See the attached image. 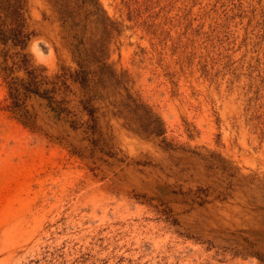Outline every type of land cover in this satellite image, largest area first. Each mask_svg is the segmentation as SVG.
<instances>
[{
	"label": "rangeland",
	"instance_id": "374dc122",
	"mask_svg": "<svg viewBox=\"0 0 264 264\" xmlns=\"http://www.w3.org/2000/svg\"><path fill=\"white\" fill-rule=\"evenodd\" d=\"M25 1L31 63L74 69ZM97 1L112 77L67 80L73 127L33 98L12 117L0 73V264H264V0Z\"/></svg>",
	"mask_w": 264,
	"mask_h": 264
},
{
	"label": "trees",
	"instance_id": "16d2710c",
	"mask_svg": "<svg viewBox=\"0 0 264 264\" xmlns=\"http://www.w3.org/2000/svg\"><path fill=\"white\" fill-rule=\"evenodd\" d=\"M48 1L66 32V41L76 67L69 71L61 66L57 72L50 74L45 66L32 64L24 51L31 34L26 23V1L0 0V73L6 86V102L1 107L12 117L28 124L32 112L27 100L33 98L41 102L44 112L61 118L73 127L77 118L67 98L70 82L84 87L92 80L91 74H96L100 83L112 77L111 71L105 72L107 66L103 62L94 60L95 53L82 37L87 14H94L104 25L107 16L97 0ZM93 61H96L95 70L89 66ZM18 70L22 71L21 75L16 74Z\"/></svg>",
	"mask_w": 264,
	"mask_h": 264
},
{
	"label": "clouds",
	"instance_id": "9594fccd",
	"mask_svg": "<svg viewBox=\"0 0 264 264\" xmlns=\"http://www.w3.org/2000/svg\"><path fill=\"white\" fill-rule=\"evenodd\" d=\"M35 48H36V46L34 45V46H33V50H34V51H35Z\"/></svg>",
	"mask_w": 264,
	"mask_h": 264
}]
</instances>
